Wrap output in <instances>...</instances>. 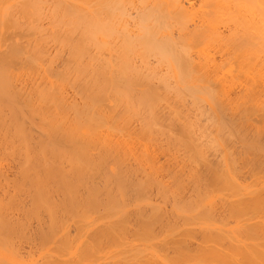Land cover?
Masks as SVG:
<instances>
[{"label":"bare ground","instance_id":"6f19581e","mask_svg":"<svg viewBox=\"0 0 264 264\" xmlns=\"http://www.w3.org/2000/svg\"><path fill=\"white\" fill-rule=\"evenodd\" d=\"M0 264H264V0H0Z\"/></svg>","mask_w":264,"mask_h":264},{"label":"rangeland","instance_id":"374dc122","mask_svg":"<svg viewBox=\"0 0 264 264\" xmlns=\"http://www.w3.org/2000/svg\"><path fill=\"white\" fill-rule=\"evenodd\" d=\"M222 97H223V96H222ZM224 99H226V98L224 97ZM188 100H189V104H190L191 100H190V99H188ZM172 103H174V102L172 101ZM189 106H190V109H191V105H187V108H189ZM201 106H202V105H201ZM207 106H208V105H207ZM227 106H228V105H227ZM194 107H196V106H194ZM194 107H193V108H194ZM237 107H239V109H238ZM193 108H192V109H193ZM197 108H198V107H197ZM201 108L203 109L204 107L202 106ZM206 109H209V108H205V110H206ZM228 109H231V108L228 106ZM234 109H236V111L239 112V113L237 112L236 116L242 115V111H243V110L240 111V106H236V108H234ZM237 109H238V110H237ZM241 109H243V107H241ZM194 110H195V109L190 110L192 115H193V114H196V111H197V110H195V111H194ZM203 110H204V109H203ZM166 111H167V109H165V111H164V109H162V112H166ZM206 111H208V110H206ZM224 111H225V113H224ZM226 111H227V108L225 107V110H223V113H224L223 115L226 114V116H228L229 114L232 113V114H234V115H233L234 118H236V116H235V112L233 113L234 110L232 111V109H231L232 112H231L230 110H228V111H230V113H229V112L226 113ZM192 112H194V113H192ZM204 112H205V111H204ZM208 112H209V111H208ZM208 112H206V114H207ZM240 112H241V113H240ZM206 114H204V116H206ZM209 114L211 115V112H209ZM232 114L229 116V118L232 116ZM255 114H256V113H255ZM255 114L253 113L252 115H255ZM192 115H191V116H192ZM210 115H209V116H210ZM223 115H222V116H223ZM252 115H251V116H252ZM189 116H190V114H189ZM193 116H194V115H193ZM226 116H224L223 119L221 118L223 121L225 120V122L228 120V119H225ZM194 117H195V116H194ZM202 117H203V116H202ZM202 117H200V118L203 120ZM207 117H208V114H207ZM207 117H204V119H206ZM210 117H211V116H210ZM241 117H242V116H241ZM241 117H240V118H241ZM227 118H228V117H227ZM243 118H244V117H242V119H243ZM201 119H200V120H201ZM210 119H211V118H210ZM210 119H209V121H210ZM230 119H232V117H231ZM249 119H251V117H250ZM202 120L200 121V122H202V123H199V124H202V126L205 128V122L208 123L209 121H205V120L202 121ZM235 120L238 121V120H239V117H237ZM252 120H256V118H254V116H252ZM240 121H241V120H240ZM242 121H243V120H242ZM203 122H204V124H203ZM254 122H257V121H254ZM258 122H259V121H258ZM207 123H206V124H207ZM212 123H213V122H212V119H211V124H209V125L207 124V127H208V126H210V127L212 126V127H213V124H212ZM177 127H178V126H177ZM177 127H175V128H177ZM210 127H209V128H210ZM214 128H215V127H213V129H214ZM31 129H33V130H31V131H33V134H34V133H35V135H39V134H40V130L37 129L36 127L33 126ZM210 129H212V128H210ZM36 133H37V134H36ZM199 139H200V138H198V140H197V139H196V140L201 142V139H200V140H199ZM202 140L204 141V139H202ZM197 141H196V142H197ZM203 141L201 142V144L203 143ZM235 141H236V140H235ZM235 141H234V143H238L239 145H238V144H237V145L240 146L239 141H236V142H235ZM198 143H199V142H198ZM231 143H232V142H231ZM234 143H232V145L230 144V146L233 147V149L235 148V147L233 146ZM237 145H235V146H236L238 149L240 148L239 150H241V146L238 147ZM208 148H209V147H207V149H206V148L204 147V149H205V151H206L207 154H208V152H207V151H208ZM210 149L213 150L212 148H210ZM235 149H236V148H235ZM236 150H237V149H236ZM239 150H238V151H239ZM209 151H210V150H209ZM213 151H214V150H213ZM213 151H212V152H213ZM210 152H211V151H210ZM210 152H209V153H210ZM212 152H211V153H212ZM215 152H216V151H215ZM213 153H214V152H213ZM213 153H212V154H213ZM217 153H218V152H216V154H217ZM212 154H210V155H211V156H214V157H211V156L208 154V155H209V156H208V159H210V157L213 158V159H214L216 156L218 157V154H217V155H216V154L212 155ZM215 155H216V156H215ZM6 165H8V164L6 163ZM6 165H5V166H6ZM10 167H11V166H10ZM8 169H9V168H8ZM131 169H132V168H131ZM134 169L136 170V168H134ZM134 169H132L131 171L135 172V174L138 172L136 175H137V177H140V179L138 178L136 181L139 182L138 180L141 181V178L143 177L144 174H142L143 172H141V174H139L140 171H142V170H139V169L137 168L138 171H135ZM244 169H245V168H244ZM9 170H10V169H9ZM11 170H12V172H14V170H13L12 168H11ZM11 170H10V173H11ZM245 170H246V169H245ZM133 174H134V173H132V175H133ZM135 174H134V175H135ZM132 175H131V176H132ZM136 175H135V176H132V177L135 179ZM139 175H140V176H139ZM11 177H14L13 174H12V175L10 174V178H11ZM132 177H131V179H132ZM249 177H250V176H249ZM249 177H248V179H249ZM134 179H133V181H135ZM136 181H135V182H136ZM249 181H250V179H249ZM190 194H191V193H190ZM24 195H25V196H22V197H23L22 199L25 201V203H26V202H29V201H27V200L29 199V196H28L26 193H25ZM150 195H151L150 198L152 197V198L155 199L156 196H155L154 194H153V196H155V197H153L152 194H150ZM27 196H28V199L26 198ZM188 196H189V195H188ZM22 199H21V202H22ZM26 199H27V200H26ZM24 201H23V204L25 205ZM19 204H20V203H19ZM24 205H23V206H24ZM21 206H22V204L19 205V207H21ZM20 209H21V208H20ZM22 209H23V208H22ZM32 223H33V225H32ZM32 223H31V227H33V228L35 227L33 230H36L37 227H36L35 225H38V222L33 221ZM70 223H71V224H70ZM70 223H69L70 226L74 225L75 227L72 226V227L70 228V226H68L67 229H68V228H69V229H68V230L66 229V230L69 231L70 229H72L73 231H76L75 228L77 227V224H76L75 222L73 223V222H71V221H70ZM72 223H73V224H72ZM34 224H35V225H34ZM31 227H30V229H32ZM73 227H74V228H73ZM76 229H77V228H76ZM33 230L30 231L31 234H32V233L34 234ZM72 230H70V233L72 232ZM68 233H69V232H68ZM72 234L75 235L74 232H72ZM199 235H200V234H199ZM30 243H31V242H30ZM30 243H25L26 245L23 244V245H24V248H23V246H22V251H21V252H22L23 255H25L24 258L26 257V255H28V252H29V251L33 250V252H34V249H37V245H38L37 241L35 242L37 245H34V243H33V244H32V243L30 244ZM27 244H28V245H27ZM29 245H30L31 247H29ZM33 246L35 247L34 249H33ZM25 247H26V248H25ZM30 248H31V250H30ZM23 249H26L27 251H25V250H23ZM38 250H39V248H38ZM38 250H35V251H36L35 253H37V256H38V253H39ZM26 252H27V253H26ZM37 256H36V258H37ZM26 258H27V257H26ZM38 258H39V257H38Z\"/></svg>","mask_w":264,"mask_h":264}]
</instances>
